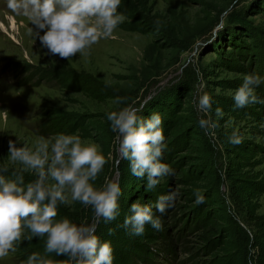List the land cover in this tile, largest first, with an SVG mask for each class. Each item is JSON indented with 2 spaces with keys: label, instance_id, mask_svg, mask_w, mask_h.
Returning a JSON list of instances; mask_svg holds the SVG:
<instances>
[{
  "label": "rangeland",
  "instance_id": "rangeland-1",
  "mask_svg": "<svg viewBox=\"0 0 264 264\" xmlns=\"http://www.w3.org/2000/svg\"><path fill=\"white\" fill-rule=\"evenodd\" d=\"M117 11L126 20L114 38L67 61L46 56L30 22L0 0V167L9 168L0 174L14 179L18 167L8 161L9 140L34 150L41 136L76 135L96 144L107 161L94 186L116 181L122 192L120 215L97 226L99 235L116 239L111 247L131 251L138 242L151 264H258L264 235V104L234 109L232 95L244 75L255 73L262 79L256 95L264 99V0H121ZM18 67L27 72L20 74ZM40 70L49 73L47 79L26 81ZM205 93L212 98L207 115L195 104ZM117 97L126 100L116 104ZM129 106L141 108L143 117L161 115L167 144L162 162L176 173L149 191L155 199L170 190L179 193L163 216L153 207L162 229L146 225L138 236L122 227L130 205L154 206L157 200L138 197L146 180L131 175L128 161L119 159L107 120L108 113ZM218 107L223 117L215 115ZM202 116L218 124L213 134L199 127ZM45 128L51 134L43 135ZM233 131L243 137L240 145L228 142ZM35 178L24 175L25 183ZM197 189L205 198L199 205ZM60 207L78 226L93 222L90 207L78 202ZM210 240L216 245L211 253ZM19 246L0 264H24Z\"/></svg>",
  "mask_w": 264,
  "mask_h": 264
},
{
  "label": "clouds",
  "instance_id": "clouds-1",
  "mask_svg": "<svg viewBox=\"0 0 264 264\" xmlns=\"http://www.w3.org/2000/svg\"><path fill=\"white\" fill-rule=\"evenodd\" d=\"M120 3L121 0H7V8L30 22L29 31L39 40L41 48L47 50L46 56L70 61L78 54L89 55V50L101 39L114 38L118 25L126 20L117 11ZM261 83V77L255 73L244 75L242 84L232 95L234 109L264 104V99L255 92ZM125 100L117 97L114 103L122 104ZM195 104L200 113L207 115L212 111V98L207 93L198 96ZM141 110L124 107L108 113L107 120L116 134L119 159L128 161L131 175L146 180L148 191L176 173L162 162L167 144L161 115L152 113L143 117L138 115ZM215 115L223 117V110L216 108ZM198 125L209 135L218 127L210 117L203 116ZM228 142L240 145L243 137L233 131ZM7 158L18 167L12 171L14 179L0 174V259L15 253L19 243L37 238L45 240V254L67 258L62 264H113L111 245L100 241L96 229L99 223H111L120 215L118 198L122 192L116 181H106L100 188L94 186L107 163L98 146L83 143L76 135L61 133L48 139L39 137L34 150L17 147L16 141L9 140ZM7 172L6 165L0 167V173ZM26 173L36 178L25 183ZM178 195L170 190L159 196L154 206L133 202L122 227L137 236L144 233L146 225L161 230V219L153 207L163 216L175 206ZM194 195L197 205L205 202L199 189ZM74 202L91 208V224L78 226L66 217L55 219L58 206ZM112 231L109 229V234ZM25 264L53 262L46 255L32 253Z\"/></svg>",
  "mask_w": 264,
  "mask_h": 264
},
{
  "label": "trees",
  "instance_id": "trees-1",
  "mask_svg": "<svg viewBox=\"0 0 264 264\" xmlns=\"http://www.w3.org/2000/svg\"><path fill=\"white\" fill-rule=\"evenodd\" d=\"M17 69L20 74L27 72L26 67H20V68L18 67ZM48 76H49V73H47L44 70H40L39 72L31 71V73L26 75L25 79L27 82H30L32 79L36 78L37 83H38L40 80L47 79ZM44 130L47 131L48 128H45ZM46 131L42 134L43 135L51 134L50 132L48 131L46 132ZM144 188L145 187L141 188L140 190L141 193L138 194L139 198L148 199L149 202H152L153 200H157L155 199V196H153L149 190L145 191ZM128 195L130 196L133 195L132 189H130V191L128 192ZM57 213L58 214L55 219L59 220V219L66 217L69 220H71L73 223H75L76 219L73 218L74 217L73 214L69 213L67 209L61 208L60 206H58ZM111 226H113V228H116L117 225L111 224ZM100 232H101V227L99 226L96 229V235L99 237L101 242H109L110 245H114L116 243V239L112 240L113 238L111 237L109 241L108 236L99 235ZM260 238L262 239V242L259 244L258 249H259V255L261 256V258L258 259V264H264V248H263L264 247V235H260ZM207 242L208 243L206 246L207 248L206 250L207 252L211 253L216 246L215 242L211 240ZM137 243H135L137 246L135 245L131 246L132 248L131 251H128V249L127 250L123 249L122 245L121 246L119 245V247L117 246L118 248H114L112 246L111 248L113 250V256H114L113 264H142L145 262H149V264H151L150 261H148V259H145V256H144L147 251L144 250L142 246H140ZM44 247H45L44 239L33 238L31 242L23 241L22 243H20V246H19V257H20L21 262L25 264L28 256L31 255L32 253H39L41 255H46V258L51 260L53 264H62V262H65L67 260L66 257L57 256L55 253L45 254Z\"/></svg>",
  "mask_w": 264,
  "mask_h": 264
}]
</instances>
